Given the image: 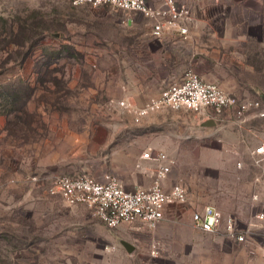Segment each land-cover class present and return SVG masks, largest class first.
<instances>
[{
  "label": "rangeland",
  "instance_id": "1",
  "mask_svg": "<svg viewBox=\"0 0 264 264\" xmlns=\"http://www.w3.org/2000/svg\"><path fill=\"white\" fill-rule=\"evenodd\" d=\"M176 1L187 3L194 17L211 19L193 21L191 39L155 38L147 18L108 6L0 0V264H155L163 249L152 255L150 243L160 238L153 231L141 224L110 229L87 206L51 193L63 175L102 181L111 174L128 188L148 186L158 165L144 161L145 152L163 151L175 161L169 183L183 184L188 199L174 207V220L190 223L194 210L211 205L248 225L264 210V189L250 180L261 166L254 160L245 175L241 163L261 143L263 119L225 113L222 129H184L174 110L136 123L119 106L122 99L156 96L190 71L211 81L216 69L206 34L214 27L257 36L237 50L245 68L230 63L235 76L227 79L250 87L243 99L264 103V93L254 91L264 86L257 41L264 39V0ZM165 112L169 124L153 119ZM254 224V236L263 235L264 222Z\"/></svg>",
  "mask_w": 264,
  "mask_h": 264
},
{
  "label": "built area",
  "instance_id": "2",
  "mask_svg": "<svg viewBox=\"0 0 264 264\" xmlns=\"http://www.w3.org/2000/svg\"><path fill=\"white\" fill-rule=\"evenodd\" d=\"M68 1L75 7L108 6L130 16L141 15L151 22V34L158 39L170 33L178 34L184 39L190 36L189 23L193 14L187 3H178L176 0H159L157 5L148 0ZM119 106L127 110L136 123L165 109L194 111L205 116L213 115L217 119H222L225 113H229L241 121L246 119V115L264 120L262 101L230 95L219 85L206 82L192 71L185 75L183 81L169 85L144 104L122 99ZM253 155L256 164L264 163V140L255 147ZM142 158L158 164L154 180L148 186L127 190L121 180L111 174L105 175L102 181L89 175H63L53 181L51 193L70 206H87L110 229H117L125 224H141L154 231L164 219L166 207L186 202L188 193L179 182L168 190L164 189L162 182L168 177L173 165V161L164 152H145ZM191 221L197 230L243 245L254 237V223L264 222V210L255 215L253 224L242 225L233 215H225L218 208L206 205L193 211ZM150 245L152 255L157 256L160 252L158 242L153 240Z\"/></svg>",
  "mask_w": 264,
  "mask_h": 264
},
{
  "label": "crops",
  "instance_id": "3",
  "mask_svg": "<svg viewBox=\"0 0 264 264\" xmlns=\"http://www.w3.org/2000/svg\"><path fill=\"white\" fill-rule=\"evenodd\" d=\"M209 20L211 19H207L203 13H200L198 16L195 15V17L192 16V21H190L189 23V28L193 21H197L198 23L203 24L208 22ZM203 33L206 34L207 32ZM206 35H209L211 38L212 43L209 52L210 60L213 64V68L217 70V73H215L216 70H214V73H212L211 75L213 77L211 81H208L206 79L204 80L206 82L215 83L221 88H223L228 94L243 99L245 95H247L248 90L251 91V89L250 87L244 88L243 86L245 85L243 82L231 83V81H228L227 78L235 76L230 71V63L235 64L236 70H243L245 68L244 56L237 50L241 49L243 51V49L248 46L247 44H249L251 40L257 36L250 32L248 33L246 31H238L235 28L220 29L217 27L211 28L208 31V34ZM189 37V39L192 38L191 32ZM257 41L260 47L262 45V48L264 50V39L259 38ZM200 51L202 52L201 48ZM246 68L248 70H250L251 68L255 69V66L247 63ZM183 79L184 77L181 81H183ZM249 84L251 83L248 81L247 86H249ZM254 91L257 94L264 93V86L258 85L257 88H254ZM150 98L151 96H148L145 100L142 101L138 100L137 98L132 100L139 104H144ZM175 112V114L173 113L174 116L172 115L173 117H182L185 119L186 124H180L183 125L182 127H184V129H194L197 126H200L201 128L218 127L219 129H222V125L220 124V121L222 122V120L220 118L217 119L213 115L205 116L199 113L195 115H186L182 114L179 111ZM165 116H167V112L157 114L153 116V119H157L160 124H169V121L166 119ZM223 118L224 117H222V119ZM228 124L232 125L233 123ZM223 127H225V125ZM247 129L250 131L253 128L251 126H248ZM263 134L264 132L260 133L261 138L264 136ZM242 138L243 136L241 135L239 143L242 142ZM263 140L264 137L261 142H263ZM254 149L255 147L253 146L249 147L248 159L244 162H241L243 166V174L245 175H247L246 172H248L249 170L251 172L253 171L251 170V168L253 167V161L255 160L253 155ZM165 154L167 155L169 160L173 161L174 164V159H172L167 153ZM145 160L146 159H144V161ZM151 163L158 165L154 161H150V164ZM241 163L239 162V164ZM262 165H260L261 168L259 172H256L254 170L255 173L253 175H250L251 184L253 183V185H255V181H257V183L259 182L258 185H255L258 189H264V163ZM171 172L169 173L168 177L162 182V185L166 190L170 189L173 186L172 183H169L171 181ZM122 184L127 190H134L138 186H143L136 185L132 188H128L123 182ZM258 195L261 196V192H259ZM176 205L166 207L164 212V219L153 231L157 236L160 237H157V241L160 248L162 246L163 249L162 255L154 260V262H156L155 264H264V228L260 230L261 232H263V235L254 236L249 240L247 244H237L236 242L228 238L222 236H214L210 233L202 232L200 230L195 229L192 225V221L190 223L189 220L183 222V220L178 217L177 220H174V207ZM167 233H170V236L163 235Z\"/></svg>",
  "mask_w": 264,
  "mask_h": 264
},
{
  "label": "water",
  "instance_id": "4",
  "mask_svg": "<svg viewBox=\"0 0 264 264\" xmlns=\"http://www.w3.org/2000/svg\"><path fill=\"white\" fill-rule=\"evenodd\" d=\"M124 246L126 247V249L128 250L129 253H131L133 251V246L127 242H123Z\"/></svg>",
  "mask_w": 264,
  "mask_h": 264
}]
</instances>
